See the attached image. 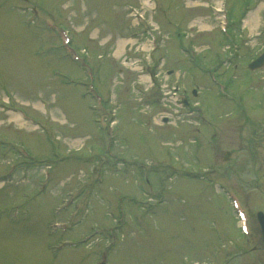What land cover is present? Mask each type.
Wrapping results in <instances>:
<instances>
[{"label":"rangeland","instance_id":"1","mask_svg":"<svg viewBox=\"0 0 264 264\" xmlns=\"http://www.w3.org/2000/svg\"><path fill=\"white\" fill-rule=\"evenodd\" d=\"M206 1L215 2L154 0L155 10L144 0H0V264H97L111 245L107 264H264L252 228L264 211V70L249 69L256 49L243 47L247 54L238 57L224 50L242 44L238 22L258 1L256 19L243 28L252 44L262 41L264 0H226L235 24L228 35ZM129 4L142 6L168 36L155 52L166 62L158 68L161 85L144 78L137 60L147 63V37L132 38L118 53L122 34L138 27ZM189 25L196 40L187 36ZM59 26L69 30L73 57ZM199 44L193 62L184 49ZM171 69L181 72L191 104L199 101L213 124L223 119L231 128L226 144L201 153L193 140L198 115L176 103V82L165 85ZM90 71L117 120L108 149L85 89ZM16 110L31 122L17 123ZM226 112L232 120L217 117ZM243 114L256 119L255 131L245 132ZM206 167L214 169L199 177ZM215 169L216 181L239 196L247 230L232 191L211 185Z\"/></svg>","mask_w":264,"mask_h":264},{"label":"flooded vegetation","instance_id":"2","mask_svg":"<svg viewBox=\"0 0 264 264\" xmlns=\"http://www.w3.org/2000/svg\"><path fill=\"white\" fill-rule=\"evenodd\" d=\"M239 113H236L235 115H238ZM244 115V120H247L248 116L247 114H243ZM199 116L201 117V125L202 127L198 128V132H199V138L201 141L202 147L204 148V146L206 148L209 147H220L223 144H226L228 142V137L231 138L232 134H231V128L228 129L225 128L223 125V119H220L221 117H227L224 121L227 120H232L230 116V112H226V113H220L217 117H219L220 119V123L219 124H213L211 122V120H209L207 118V115L205 113H203V111L201 110V112L199 113ZM251 117V116H250ZM264 118V117H263ZM248 125L245 132H247L249 130V128H251L253 131H255V123L253 121H256V119L253 117L249 118L248 120ZM264 125V123H263ZM209 129V131L207 130ZM220 155V154H219ZM225 155V154H224ZM231 155V152L229 154V157ZM228 157V158H229Z\"/></svg>","mask_w":264,"mask_h":264},{"label":"water","instance_id":"3","mask_svg":"<svg viewBox=\"0 0 264 264\" xmlns=\"http://www.w3.org/2000/svg\"><path fill=\"white\" fill-rule=\"evenodd\" d=\"M264 64V53L259 56L257 59H255L251 64V68H257ZM259 219L260 222L257 224V233H258V241L262 248V255L264 257V216H262L261 213H259Z\"/></svg>","mask_w":264,"mask_h":264},{"label":"bare ground","instance_id":"4","mask_svg":"<svg viewBox=\"0 0 264 264\" xmlns=\"http://www.w3.org/2000/svg\"><path fill=\"white\" fill-rule=\"evenodd\" d=\"M144 2H145V4H149V3H148V0H144ZM254 16H256L255 13H254ZM122 42H123V43H122ZM124 42H126V40H120V46H119V49H118V53H119V51L122 50V47H123V45H124ZM12 116H13V119H14L15 121H17V123H19V124H23V123L26 122L23 118L20 117L19 114H16L15 112H12Z\"/></svg>","mask_w":264,"mask_h":264}]
</instances>
